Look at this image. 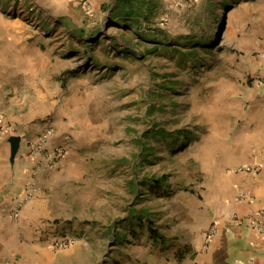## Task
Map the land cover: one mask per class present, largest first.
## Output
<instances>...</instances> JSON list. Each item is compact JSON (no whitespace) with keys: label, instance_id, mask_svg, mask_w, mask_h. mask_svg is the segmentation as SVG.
Masks as SVG:
<instances>
[{"label":"rangeland","instance_id":"rangeland-1","mask_svg":"<svg viewBox=\"0 0 264 264\" xmlns=\"http://www.w3.org/2000/svg\"><path fill=\"white\" fill-rule=\"evenodd\" d=\"M85 1L69 13L81 25L68 14L61 16L59 24L72 29L59 30L42 46L49 55L53 48L60 54L62 75H73L64 89L79 98H60L48 112L68 125L64 136L74 144L68 156L72 164L63 172L73 176L48 192L58 200L51 204V218L64 221L55 222L58 231L52 236L68 231L78 241L80 232L87 231L96 247L107 248L103 235L114 244L113 228L120 226L132 246L142 224H152L164 236L154 214L166 207L173 190L190 188L199 179L197 162L186 155L198 136L190 117L241 108L237 99L251 81L247 58L264 46V0H204L201 25L195 29L190 7L203 0H147L151 10L143 0H133L132 11L126 0ZM0 4L24 26L37 18L28 0ZM13 81L7 94L17 106L9 113L18 114L31 95L24 91L22 75ZM86 91L90 99L80 100ZM57 103L63 111L72 107V124L56 112ZM11 130L0 140L10 143V136L20 135L17 128ZM52 130L48 148L65 147L52 143ZM20 136L24 144L33 141ZM162 176L166 180L155 181Z\"/></svg>","mask_w":264,"mask_h":264},{"label":"crops","instance_id":"crops-1","mask_svg":"<svg viewBox=\"0 0 264 264\" xmlns=\"http://www.w3.org/2000/svg\"><path fill=\"white\" fill-rule=\"evenodd\" d=\"M81 1L28 0L38 20L31 19L28 26L9 17L0 4V124L13 123L11 131L17 128L27 141L54 127L52 143H63L68 150L52 169L37 164L44 162L45 152L35 159L29 142L22 140L13 161L11 144L0 140V264H264V87L259 84L264 76V46L247 58L251 81L237 99L238 112H199L194 119L190 117L198 136L186 155L197 162L199 179L192 178L190 188L173 190L166 207L154 214L163 240L154 238L142 224L132 246L128 244L131 236L120 226L113 228L114 244L110 235H103L107 248L96 247V238L87 231L80 232L78 241L69 247L53 249L49 244L50 223L64 221L51 218V204L57 198L48 192L73 176L63 172L72 164L68 156L74 144L64 136L68 125L48 112L60 98L61 102L64 98L78 102L79 98L64 89L73 75H62L60 54L53 48L49 55L42 46L48 38H56L59 30L72 29L59 24L61 16L68 14L70 21L81 25L77 15L69 14L80 10ZM17 75L24 77V91L31 97L28 106L21 107L23 112L14 114L9 112H15L17 104L8 98L7 85ZM90 94L86 91L80 100L90 99ZM56 108L72 124V107L63 111L57 103ZM247 165L258 166L259 172L242 169ZM31 178L40 190L17 209Z\"/></svg>","mask_w":264,"mask_h":264},{"label":"built area","instance_id":"built-area-1","mask_svg":"<svg viewBox=\"0 0 264 264\" xmlns=\"http://www.w3.org/2000/svg\"><path fill=\"white\" fill-rule=\"evenodd\" d=\"M34 9V8H33ZM259 84L264 87V76L259 78ZM10 129H13L11 125H5V124H0V138H3L9 131ZM53 130L52 128H49L47 132L41 134L38 139L30 141V147H31V155L35 159L38 157L41 158V154L45 152L43 158L44 162H40V160L37 161L38 165H43L46 166V168H57L59 166L60 161L66 154V148L64 146L58 145L55 146L51 149L48 148V140L49 137L51 136ZM39 158V159H40ZM42 158V160H43ZM242 169H245L247 171H251L254 173L259 172V167L258 166H252V165H247L243 166ZM39 186L36 181V179L31 178L29 180V187L25 195L19 200L17 204V209H19L25 202H27L30 198L36 196L39 192ZM18 211V210H16ZM235 218H237V215H234ZM50 232H57L58 231V225L55 224V222L50 223L49 227ZM77 241V236L73 232H62V233H56L52 236V239L49 241L51 246L54 248L62 249L66 248L72 244H74Z\"/></svg>","mask_w":264,"mask_h":264},{"label":"trees","instance_id":"trees-1","mask_svg":"<svg viewBox=\"0 0 264 264\" xmlns=\"http://www.w3.org/2000/svg\"><path fill=\"white\" fill-rule=\"evenodd\" d=\"M143 1L146 3L145 6H147V8L149 10H151L153 8V3L151 1H147V0H143ZM126 3H127L128 9L130 11H132L133 7H134L133 0H126ZM190 8H191L190 11L192 10L191 15H190V19L195 24V26H191V28L195 29V28L200 27V25H201V21H202L201 17H202V13H203L202 11L204 9V0L199 2V3L198 2L193 3V5ZM196 24L198 26H196ZM163 180H166L165 176H162L160 178L155 179V181H158V182H162ZM149 228H150V231H151L153 237H155L157 239H158V237L164 239V236L158 234V231L153 227L152 224H150Z\"/></svg>","mask_w":264,"mask_h":264},{"label":"water","instance_id":"water-1","mask_svg":"<svg viewBox=\"0 0 264 264\" xmlns=\"http://www.w3.org/2000/svg\"><path fill=\"white\" fill-rule=\"evenodd\" d=\"M22 137L20 135H12L9 137V141L11 143V154H12V160L14 161V158L19 151L20 145H21Z\"/></svg>","mask_w":264,"mask_h":264}]
</instances>
